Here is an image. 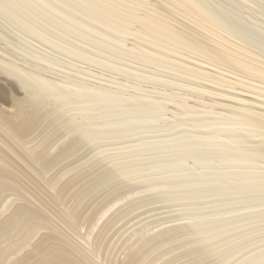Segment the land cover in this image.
I'll return each instance as SVG.
<instances>
[{
  "label": "bare ground",
  "instance_id": "1",
  "mask_svg": "<svg viewBox=\"0 0 264 264\" xmlns=\"http://www.w3.org/2000/svg\"><path fill=\"white\" fill-rule=\"evenodd\" d=\"M258 18L0 0V264H264Z\"/></svg>",
  "mask_w": 264,
  "mask_h": 264
},
{
  "label": "rangeland",
  "instance_id": "2",
  "mask_svg": "<svg viewBox=\"0 0 264 264\" xmlns=\"http://www.w3.org/2000/svg\"><path fill=\"white\" fill-rule=\"evenodd\" d=\"M239 10H241V11H243V12H245V15L247 14V12H246V10L244 11V9L242 10V8H239ZM257 19V18H256ZM255 18H252V20H254V21H257ZM258 19H260L261 21H263L264 22V18H258ZM246 20V19H245ZM248 23V22H247ZM4 82V81H3ZM242 93V92H241ZM239 94V97H243V98H245V99H248V100H251L252 99V96L251 95H248V94H246V93H244V94ZM218 100H220L221 98L219 97V96H217L216 97ZM257 107H262L261 105H256Z\"/></svg>",
  "mask_w": 264,
  "mask_h": 264
}]
</instances>
